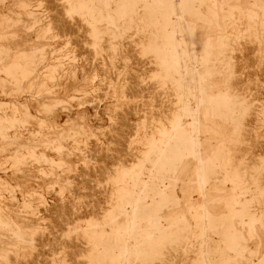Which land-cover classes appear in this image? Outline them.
<instances>
[{
    "label": "rangeland",
    "instance_id": "374dc122",
    "mask_svg": "<svg viewBox=\"0 0 264 264\" xmlns=\"http://www.w3.org/2000/svg\"><path fill=\"white\" fill-rule=\"evenodd\" d=\"M179 10L0 0V264H264V0Z\"/></svg>",
    "mask_w": 264,
    "mask_h": 264
},
{
    "label": "bare ground",
    "instance_id": "6f19581e",
    "mask_svg": "<svg viewBox=\"0 0 264 264\" xmlns=\"http://www.w3.org/2000/svg\"><path fill=\"white\" fill-rule=\"evenodd\" d=\"M175 12H176V15H180L179 0H175ZM199 127H200V125H199ZM199 147H200L199 142L196 140L194 142V150H195L196 157L199 154ZM197 173H198V178H199L198 180H199L200 187L202 189V192L204 193V185H203L204 179H203V182H202V177H201L202 176V173H201V167L200 166L197 167Z\"/></svg>",
    "mask_w": 264,
    "mask_h": 264
}]
</instances>
